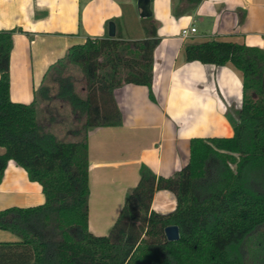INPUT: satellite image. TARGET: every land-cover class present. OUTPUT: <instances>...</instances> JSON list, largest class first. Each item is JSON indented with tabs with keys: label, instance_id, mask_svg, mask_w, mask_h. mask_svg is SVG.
Instances as JSON below:
<instances>
[{
	"label": "trees",
	"instance_id": "1",
	"mask_svg": "<svg viewBox=\"0 0 264 264\" xmlns=\"http://www.w3.org/2000/svg\"><path fill=\"white\" fill-rule=\"evenodd\" d=\"M180 1L197 6L203 0ZM152 20L143 19L151 24L143 39L105 35L70 47L47 70L29 104L13 102L10 95L13 35L22 29L0 30V183L14 160L41 185L46 199L38 206L0 210V229L19 238L0 242V264H246L244 245L264 224V49L237 42L209 40L185 50L188 61L232 63L243 73L234 135L192 138L189 163L170 177L143 165L109 234L89 230V131L123 124L115 93L124 85L146 86L156 102L154 55L160 38ZM71 66L84 73L85 96L66 74ZM64 103L80 124L71 131L76 140L52 130ZM158 190L175 194L173 211L152 209ZM170 225L179 226V240L166 238ZM254 244L264 254V233Z\"/></svg>",
	"mask_w": 264,
	"mask_h": 264
},
{
	"label": "crops",
	"instance_id": "2",
	"mask_svg": "<svg viewBox=\"0 0 264 264\" xmlns=\"http://www.w3.org/2000/svg\"><path fill=\"white\" fill-rule=\"evenodd\" d=\"M151 10L160 38L154 55L156 102L146 86L124 85L115 93L123 124L89 131V230L96 236L109 234L143 165L170 177L189 163L192 138L234 135L243 73L232 63L188 61L186 46L219 40L264 49V0H203L197 6L152 0ZM143 19L137 0H0V30L22 29L13 35L11 100L31 103L50 66L88 37L109 35L110 22L116 35L145 38L151 24ZM193 26L197 33L184 40L182 30ZM45 200L41 185L10 160L0 183V210ZM175 208L173 192L156 191L153 210L169 213ZM17 240L0 229V242Z\"/></svg>",
	"mask_w": 264,
	"mask_h": 264
},
{
	"label": "rangeland",
	"instance_id": "3",
	"mask_svg": "<svg viewBox=\"0 0 264 264\" xmlns=\"http://www.w3.org/2000/svg\"><path fill=\"white\" fill-rule=\"evenodd\" d=\"M66 74L72 77L76 92L81 96H85L86 79H85L83 71L78 66H71L66 72ZM46 84H50V86H52L53 92L56 91L57 86H55L51 82V79L46 80ZM64 104H65L64 107H60L61 111H59V109L57 110L59 111L61 115L58 118V122L52 126V130L62 139L76 140L77 138H75L71 134V131L73 129L78 128L80 124L76 122L73 114L71 113L70 106L67 103H64ZM41 105L44 106V103ZM50 106L56 108L58 104L56 105V103H52L50 104ZM45 117H47V112L43 111L41 114L42 121H44ZM0 152H2L1 149H0ZM261 233H264V224L262 225V227H260L258 232L254 235V239L250 243L246 242L244 245L246 264H264V254L262 253L258 254L260 250L259 247L255 248V250L253 249L256 246L254 242L257 240V235Z\"/></svg>",
	"mask_w": 264,
	"mask_h": 264
},
{
	"label": "water",
	"instance_id": "4",
	"mask_svg": "<svg viewBox=\"0 0 264 264\" xmlns=\"http://www.w3.org/2000/svg\"><path fill=\"white\" fill-rule=\"evenodd\" d=\"M152 0H137L138 6L141 10V17L148 18L152 16L151 10ZM109 36H116V25L114 22L109 23ZM165 235L169 241H176L180 239V228L177 225H170L165 228Z\"/></svg>",
	"mask_w": 264,
	"mask_h": 264
},
{
	"label": "built area",
	"instance_id": "5",
	"mask_svg": "<svg viewBox=\"0 0 264 264\" xmlns=\"http://www.w3.org/2000/svg\"><path fill=\"white\" fill-rule=\"evenodd\" d=\"M197 33V28L195 26L191 27V28H185L182 30L181 32V37L184 40L190 39L192 38V36Z\"/></svg>",
	"mask_w": 264,
	"mask_h": 264
}]
</instances>
